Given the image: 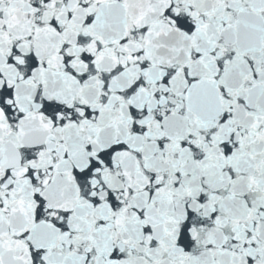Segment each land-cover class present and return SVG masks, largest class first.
Masks as SVG:
<instances>
[{
	"label": "snow or ice",
	"instance_id": "snow-or-ice-1",
	"mask_svg": "<svg viewBox=\"0 0 264 264\" xmlns=\"http://www.w3.org/2000/svg\"><path fill=\"white\" fill-rule=\"evenodd\" d=\"M0 264H264V0H0Z\"/></svg>",
	"mask_w": 264,
	"mask_h": 264
}]
</instances>
